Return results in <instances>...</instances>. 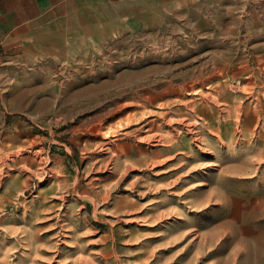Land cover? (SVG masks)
<instances>
[{
	"label": "rangeland",
	"instance_id": "obj_1",
	"mask_svg": "<svg viewBox=\"0 0 264 264\" xmlns=\"http://www.w3.org/2000/svg\"><path fill=\"white\" fill-rule=\"evenodd\" d=\"M236 1L239 19L235 0L226 17L104 19L82 56L34 72L0 128V264H264V9ZM168 81L196 84L161 95Z\"/></svg>",
	"mask_w": 264,
	"mask_h": 264
},
{
	"label": "crops",
	"instance_id": "obj_2",
	"mask_svg": "<svg viewBox=\"0 0 264 264\" xmlns=\"http://www.w3.org/2000/svg\"><path fill=\"white\" fill-rule=\"evenodd\" d=\"M256 1L264 9V0ZM226 3V0H0V128L6 118H17L8 116L19 111L16 103L29 102L30 96L24 89L32 84L34 72L43 75L52 62L63 61L65 56H82L83 41L99 30L106 22L104 19L169 16L208 19L211 9L216 13L220 8L225 9L226 14L219 11L226 17ZM230 7V18L239 19L241 15L235 10L242 6L235 0ZM20 96L22 100L17 102Z\"/></svg>",
	"mask_w": 264,
	"mask_h": 264
},
{
	"label": "bare ground",
	"instance_id": "obj_3",
	"mask_svg": "<svg viewBox=\"0 0 264 264\" xmlns=\"http://www.w3.org/2000/svg\"><path fill=\"white\" fill-rule=\"evenodd\" d=\"M231 58V57H230ZM194 64V63H193ZM261 65V64H260ZM192 66V65H191ZM194 66V65H193ZM200 68V67H199ZM187 70H189V69H187ZM194 71V70H193ZM184 72V74L186 73L185 71H183ZM180 74V73H179ZM186 76V75H185ZM198 78V77H197ZM201 78V77H200ZM201 80V79H200ZM216 81H218V80H216ZM175 82V81H174ZM160 83V82H159ZM163 83V82H162ZM195 84H196V82H184V83H182V84H179L178 86H174V85H172V84H169V81H168V84H166V86L167 87H170V90L168 89V88H165V90L162 92V94L161 95H164V94H168V93H177L178 94V92L181 94V91L182 90H188L189 88H193L194 86H195ZM68 85V84H67ZM70 85V84H69ZM160 85V84H159ZM210 86V85H209ZM238 86V85H237ZM151 87V86H150ZM244 87V86H243ZM154 88V87H153ZM251 88V87H250ZM156 89V88H155ZM199 89V92H200V89L201 88H198ZM243 89V88H242ZM245 89V88H244ZM65 90V89H64ZM250 91V90H249ZM95 94V93H94ZM203 94V93H202ZM214 96V95H213ZM212 96V97H213ZM216 96V95H215ZM157 97H159V96H157V94H154V93H149V94H146L145 96H144V98H145V103H143V106H146V103H148V102H151L153 99H156ZM209 98V97H208ZM260 99H261V97H260ZM262 100V99H261ZM169 101H171L170 99H169ZM186 101V100H185ZM184 101V102H185ZM218 101H220L219 99L216 101V102H218ZM102 102H104V101H102ZM101 102V103H102ZM262 102V101H261ZM185 104H186V106L187 107H189L190 108V110L191 111H196V110H198L197 108H199V107H204V108H208L209 107V105H207L206 103H202V102H197V101H195V100H191V101H188V102H185ZM216 104H218V103H216ZM168 105V104H167ZM228 107L229 108H227L228 109V114L226 115L227 116V118H224V121H227V119H229L230 118V111L231 110H235V111H237V112H235V114H236V116H237V118H236V120H235V122L237 121V123H239V121H240V119L241 118H239V115H238V108L236 107V106H232V105H230V104H228ZM188 108V109H189ZM74 109V108H73ZM106 110V109H105ZM67 111V110H66ZM95 111V110H94ZM118 111V110H117ZM98 112V111H97ZM100 112V111H99ZM181 113V109L180 108H177V109H175L174 110V112L171 110V111H169V112H156L155 113V115H156V117L155 118H152L151 120H149V122H148V124L151 126V127H153L154 129H160V130H162V128H163V126H162V124H160V123H158L157 125H156V122H157V120L158 119H164L166 116H168V115H173V114H175V115H179ZM94 114V113H93ZM87 115V114H86ZM58 116V115H57ZM149 116V115H148ZM58 117H60V116H58ZM62 117V116H61ZM90 117V116H89ZM83 118V117H82ZM174 118V117H173ZM191 116L189 117V116H183V117H181V118H176L175 117V119H172V120H175V122H177V123H181V124H183L184 126H186V127H188V131H190V132H194L195 134H196V136L198 135V134H201V133H204V132H206V127H209V131H210V133L211 134H213V135H217V136H220L221 135V131H220V129H215V128H213L212 127V123L209 121V120H205V121H202V122H199L198 120H196V118L194 119V117H193V120H191ZM72 119V118H71ZM198 119H200V117L198 118ZM249 119V118H248ZM257 119H259V118H257ZM262 119V118H261ZM102 120V119H101ZM252 120V119H251ZM79 122V121H78ZM77 122V123H78ZM173 122V121H172ZM87 123V122H86ZM97 123V122H96ZM104 123V122H103ZM166 123V122H165ZM168 123V122H167ZM171 123V122H170ZM250 123V122H249ZM257 123V122H256ZM259 123V122H258ZM88 124V123H87ZM19 125V124H18ZM17 125V126H18ZM25 125V124H24ZM235 125H236V123H235ZM251 125H252V123H251ZM259 125V124H258ZM75 126V125H74ZM196 126H199L198 127V129H196V130H193V129H195L194 127H196ZM24 127H26V126H24ZM90 127V126H89ZM191 127H193V128H191ZM238 127V126H237ZM237 127L235 128V129H237ZM246 127V126H245ZM257 127V126H256ZM104 128V127H103ZM175 128V127H174ZM250 128V127H249ZM144 130H145V128H143ZM176 129V128H175ZM180 129H182V128H180ZM226 129V128H225ZM264 129V128H263ZM20 131H22V130H20ZM31 131H33V130H31ZM103 131V130H102ZM105 131V130H104ZM187 131V130H186ZM247 132H248V130H246ZM174 132V131H173ZM173 132H171V130L170 131H166L164 134H161L162 136H160V139L158 138L159 137V133L157 132V131H155V133H150V134H147L146 135V133L145 134H143V135H145V136H143L142 137V141H147L148 143H150L151 145H156L157 143L156 142H154V141H157V139H154V137L155 136H158L157 138H158V140H161V138H163L164 139V141H165V146H166V148H165V150H169V148L170 147H173L174 146V144L175 143H177V141H178V137L181 135V133H182V131H180V130H175V132L176 133H173ZM189 132V133H190ZM255 132V131H254ZM250 133V132H249ZM4 134V133H3ZM29 134H31V133H29ZM97 134V133H96ZM15 135V134H14ZM22 135V134H21ZM141 135V134H140ZM24 136V135H23ZM201 136L202 135H200L199 137H197V138H200L201 140H203L202 138H201ZM222 136H224V135H222ZM193 137V136H192ZM255 137V136H254ZM253 137V138H254ZM106 138V137H105ZM139 138H140V136H139ZM239 138V137H238ZM252 139V138H251ZM110 140V139H109ZM118 140V139H117ZM138 140V139H137ZM3 141V140H2ZM5 141V140H4ZM103 141V140H102ZM105 141V140H104ZM103 141V142H104ZM191 141H192V139H191ZM259 141V140H258ZM8 142V141H7ZM31 142V141H30ZM29 142V143H30ZM106 142H107V140H106ZM233 142V141H232ZM251 142V141H250ZM256 142V141H255ZM2 143V142H1ZM31 143H33V142H31ZM97 144V143H96ZM116 144V143H115ZM107 145V144H106ZM227 145H229V144H227ZM2 146V145H1ZM30 146V145H29ZM198 146V145H197ZM232 146V145H231ZM20 147V146H19ZM31 147H33V146H31ZM98 147V146H97ZM200 147V146H199ZM227 147V146H226ZM18 148V147H17ZM106 148V147H105ZM232 148V147H231ZM233 148H234V146H233ZM260 148V147H259ZM100 149H102V148H100ZM1 150V149H0ZM28 150H29V148H28ZM39 150V149H38ZM215 150V149H214ZM217 150V149H216ZM255 150V149H254ZM253 150V151H254ZM262 150V149H261ZM109 151V150H108ZM206 151V150H205ZM259 151V150H258ZM4 152V151H3ZM12 152V151H11ZM14 152V151H13ZM12 152V153H13ZM17 152V151H16ZM28 152V151H27ZM34 152V151H33ZM42 152H44V150L42 151ZM86 152V151H85ZM179 152V151H178ZM244 152V151H243ZM4 153H6V151L4 152ZM9 153V152H8ZM35 153V152H34ZM39 153V152H38ZM37 153V154H38ZM241 153V152H240ZM253 153H255V152H253ZM3 154V153H2ZM21 154H23V152L21 153ZM122 154V153H121ZM245 154V153H244ZM8 155H10V154H8ZM18 155V154H17ZM190 155V154H189ZM110 156H111V154H110ZM233 156V155H232ZM231 156V157H232ZM15 157V156H14ZM19 157V156H18ZM130 157V156H129ZM236 156L234 155V158H235ZM1 158V157H0ZM17 158V157H16ZM254 158V157H253ZM260 158V157H259ZM96 159V158H95ZM111 159V158H110ZM9 159H7L6 160V162L8 161ZM49 160V159H48ZM107 160V159H106ZM258 160H260V159H258ZM257 160V161H258ZM264 160V159H263ZM121 161H122V159H121ZM110 162V161H109ZM120 162V161H119ZM186 162V161H185ZM14 163V162H13ZM112 163V162H111ZM149 163V162H148ZM198 163V162H197ZM1 164V163H0ZM9 164V163H8ZM43 164V163H42ZM106 164H107V162H106ZM156 165H157V163H155ZM154 164V165H155ZM182 164V163H181ZM47 165V164H46ZM125 165V164H124ZM182 165H184V163L182 164ZM6 166V165H5ZM44 166V165H43ZM197 166V165H196ZM127 167V166H126ZM132 167V166H131ZM44 168V167H43ZM60 168H61V166H60ZM190 168V167H189ZM188 168V169H189ZM197 168V167H196ZM4 170V169H3ZM2 170V171H3ZM8 170V169H7ZM44 171V170H43ZM42 171V172H43ZM48 171V170H47ZM192 171V170H191ZM190 171V172H191ZM27 172V171H26ZM124 173V172H123ZM10 174V173H9ZM50 174V173H49ZM30 175V174H29ZM124 176H125V174H124ZM193 176V175H192ZM59 177V176H58ZM27 179V178H26ZM36 179V178H35ZM60 179V178H59ZM122 180V179H121ZM176 180V179H175ZM41 181V180H40ZM174 181V180H173ZM117 182V181H116ZM74 183H77V181L76 182H74ZM200 184V183H199ZM38 185V184H37ZM118 187V186H117ZM59 195V194H58ZM52 196V195H51ZM93 198V197H92ZM118 199V198H117ZM116 202V201H115ZM87 204V203H86ZM113 205H114V203H112ZM103 205V204H102ZM115 206V205H114ZM73 208V207H72ZM73 210V209H72ZM72 212H74V211H72ZM58 214V213H57ZM13 230H14V228H13ZM30 236V235H29ZM1 245V244H0ZM3 248V247H2ZM48 248V247H47ZM1 249V248H0ZM36 251V250H35ZM5 252V251H4ZM6 253H7V251H6ZM37 253V252H36ZM30 254V253H29ZM8 255V254H7ZM35 255V254H34ZM30 256H33V255H30ZM40 256V255H39ZM88 256V255H87ZM87 256H85V257H87ZM33 257H35V256H33ZM45 257V256H44ZM84 257V256H83ZM90 258V257H89ZM31 259V258H30ZM93 259V258H92ZM38 260V259H37ZM41 261H43V260H41ZM74 262V261H73ZM83 262V261H82ZM83 263H85V262H83Z\"/></svg>",
	"mask_w": 264,
	"mask_h": 264
}]
</instances>
